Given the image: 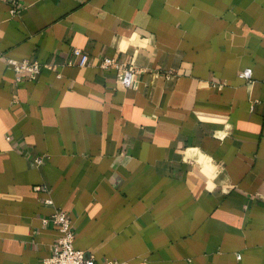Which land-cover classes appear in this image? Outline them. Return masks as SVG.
<instances>
[{
    "label": "crops",
    "instance_id": "crops-1",
    "mask_svg": "<svg viewBox=\"0 0 264 264\" xmlns=\"http://www.w3.org/2000/svg\"><path fill=\"white\" fill-rule=\"evenodd\" d=\"M0 50V264H43L56 207L98 261L264 264V0H0Z\"/></svg>",
    "mask_w": 264,
    "mask_h": 264
},
{
    "label": "built area",
    "instance_id": "built-area-1",
    "mask_svg": "<svg viewBox=\"0 0 264 264\" xmlns=\"http://www.w3.org/2000/svg\"><path fill=\"white\" fill-rule=\"evenodd\" d=\"M11 12L13 14L16 13L15 7L11 9ZM3 56L4 54L0 50V59ZM72 56L76 61H69V64H77L79 67H88L91 64L90 55L79 47L72 49ZM9 64L13 67L18 81L37 80L43 68L51 67L49 63L42 64L37 60L30 59H9ZM98 66L103 69H116L119 81L126 88L133 85L139 71L133 65L126 64L113 57L101 58L98 62ZM240 76L245 79H251L252 70L246 69L241 72ZM42 162V157H38L35 160L37 165H40ZM35 190L49 193V188L45 185L36 186ZM44 201L48 205H54V201L50 196L45 198ZM42 221L45 225L53 226L59 232L57 241L53 245L52 253L43 260V264H130L128 261L119 259H104L98 261L93 255L76 248L74 244L75 230L72 220L68 213L61 208L56 207L51 214L42 218Z\"/></svg>",
    "mask_w": 264,
    "mask_h": 264
}]
</instances>
